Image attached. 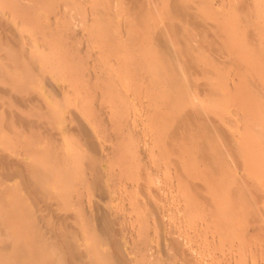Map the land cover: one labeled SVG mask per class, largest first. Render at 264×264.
<instances>
[{
    "label": "rangeland",
    "instance_id": "1",
    "mask_svg": "<svg viewBox=\"0 0 264 264\" xmlns=\"http://www.w3.org/2000/svg\"><path fill=\"white\" fill-rule=\"evenodd\" d=\"M105 1H107V0H105ZM134 1L135 0H133V3L131 2L132 3L131 5L133 6V8H131L130 3L128 2L129 6L127 3H122V4H120V6L117 4L118 7H115L117 5H115L114 7L104 6V9H103V7H97V8H91L89 10V9H86L85 6H83V9H81V7H78L79 9H75V8L67 9L68 11H71L73 9V12L75 13L74 16L72 15L73 18L75 16H77L74 18V20H73V18L69 17V20L73 21V22H71V21L69 22V20L67 19L68 17L65 15V14H67V10L65 8H64L65 10L63 11V13L60 12L59 10L57 13V10H54V9H57L56 7L55 8L51 7V8H49L50 10L48 9V7H43V9L40 7V9L42 11L39 8H36V9L33 8V9H35L34 11H33V9L32 10L29 9V10H27V11H29V12H27V14H26V12L24 13V15H23V13H20L21 14V16H20V14L18 13L17 10H14L11 6L9 7V5L6 2L0 0V21L1 20L4 21V23H2L3 21L0 23H2L3 25L5 23L6 24L8 23V25H6V26L0 25V37H1L0 41H2L4 44V46L2 43L0 45V49H1L0 50V90L2 88V90L0 91V101H1L0 102V106H1L0 107L1 108L0 109V120H1L0 121V149H2L3 152H5V155H7L8 157L10 156L9 159L11 161L14 160V158H19L21 156V158L24 159L27 164L30 163V161L32 162L35 159L33 162H38L39 164L45 163L42 165L47 166L50 163L53 164V161L55 159V155L53 152L54 147L52 146V143H49V142H53V141H51V138L53 140V136H56V135H55V133H51V132H54L57 126H63V125H65L66 122H70V120H72V118H71L72 115L70 116V113H69L68 114L70 116V118H69L67 113L70 110H72L71 114H73V115L76 114L75 119H77L79 117V119L82 122H84V124L88 125V127L90 128V133L92 134V137L94 139V143L96 144V150L93 153L96 157L99 158L98 161L100 163L98 164L99 165L98 169L100 171V175L102 172V175H101L102 185H103L102 188H104V189H102L101 191H99V190L96 191L93 189L92 190L89 189L88 186H85V187L83 186L82 181L79 179L80 178L79 173L81 170L79 168H81V166H82L83 161H81V160H83V157L85 158L84 154H86V153H84V152L87 150L84 151L86 146L81 144L80 140L78 141V138L76 137V139L78 141L77 142L75 140V137H73V135H72L71 137L75 141H73L70 137L69 138L70 142L71 141L74 142L73 144H70V145L75 146L77 149L80 148L78 150L81 152V154H83V157H82V155H80L81 156V157L79 156L81 158V160H80L79 157L77 156L78 159H77L76 164H75L76 168H73L74 171H73L72 175L74 176V174L76 175V173L78 175L74 176L75 178L71 184L72 188L68 187L70 192H68V189H67V194H65V196H63L59 199V201H60L59 203L61 205L64 203L62 205V207L60 206L61 208L60 207L59 208L62 209L63 207H65L66 210L64 208L63 209L66 212H67V209L68 210L70 209L71 212L73 211L72 215H71L70 211L67 212L68 215L70 213V215H69L70 217L74 218V219H72V218L66 219L67 220L66 224H69L68 226H70L68 230L70 231V228H73L71 230V232H74L73 236L76 239L78 236H80L81 239L78 238L79 242L81 243L79 245V247L82 250V252L85 253L83 256L88 258L87 254L89 255L92 252V255L90 254L89 257L92 256L93 259H94V257L95 258L99 257V258H97V260L101 259L100 261H98V263H96L97 261H95L96 260L95 259L93 261V264H115L117 262V261L116 262L113 261V259L110 257V255H109L110 248L108 247L106 241H103L106 244L104 243V246L102 245L101 239H105V238H103V234H101L100 231L98 230L99 227H98L97 215H94L96 213L95 208H97V207H100L106 213L107 219L112 224L114 233L115 234L117 233L116 236L118 237V239L121 240L120 241L121 242V249H122L123 253L125 254V256H127L125 258H126L128 264H201L200 262H202V263L208 262L207 264H210V262H211V264H214L215 262H217V260H218V264H227V263L230 264L231 261L233 264L235 262L237 263L238 261H240V263L238 262L237 264H242V263L243 264H258V263L263 264L264 259L261 260V258H264V231H263L264 228L262 227V229H261V227L260 228L258 227L256 229L255 228L256 226L254 225L256 222L249 223L250 222V221H248L249 218H251L250 220H251V222H253L254 220L252 221V218H254V217H250V215L248 214L249 215L247 218L248 222H245L246 220L245 221L243 220V219H245L244 216L240 215L239 217L243 216L242 217L243 219L242 218H240V220L238 218H237L238 220L235 219V221L239 222V223L236 222L235 224H234L235 221H233V219H231L232 223L235 225V227L233 224L230 223L231 220L228 218V222L230 224H228V222H227V225H229V226H227V229L225 228V229H222L223 231H218V234H217V235H219L218 238L220 239V237H222L221 240H219L218 238H216L215 232H211V230L214 229L212 227V224H210L208 222L206 224L205 229H204V226L201 227L203 224L202 219H204V216H203L204 212H200V207H199L200 205L198 206V204L195 203L196 197L193 195L194 189H191V188L187 189V187L185 186V185H188L190 183H193V184L198 183L199 179H200V172L205 170V168H210L211 166H214L215 163L217 164V161L215 160L216 159L215 156H214L215 159L209 160L212 158L213 152L220 151L226 155L228 154V149H229L228 146L230 144V140L228 138V135H229L228 133H230L231 130L234 128V127H232L233 126L232 119H234L233 116L236 113L235 111L237 110V109L235 110V108H237V107L234 105L232 100H236V98L237 99H240V98L243 99L244 95L246 93H248V90H249L248 89L246 91L247 85L242 83V82H244V79H243L244 76L241 75L239 77L237 74H235L236 69L234 70V65H233V62L235 60H232L233 58L231 59L229 51H227L229 53L228 54L229 56H227V54H225L222 57L219 55L217 56V54L213 55L210 53H207L208 55L203 53L204 54L203 56L199 55L200 53H198V52L200 50H197V48H198V45H197L198 44V39H197L198 34H197V31H195L196 29L192 28V30L195 31V33H192V36L194 39L188 37L185 34V31H186L185 29H187L186 25L184 26V27H186V28H184V30H185L184 31L182 28L184 24H180L181 21L178 22L179 20H177V19L173 20V22L175 20H177V21H175L176 27H177V30H175L176 33L174 32V34H172L171 31H167V32L172 34V35L171 34H168V35H170L169 37L172 40V44L178 48L177 55L180 56V57L178 56L179 58L177 57V59H175V61L177 60L178 63H175V61H174V63L177 64L176 69H175L176 71L174 72L173 69H172L173 70L172 71L170 66H166V65H168V62H166V61H169V60L163 56V53L161 50L162 49L161 45H158L159 44V42H158L159 37L158 36H160L159 34H161V33L165 34V30L169 29V27L171 25L169 22L170 21V14L168 12V9L166 11L165 7H163V6L152 7L150 4L147 5L148 2L146 4H144V2H146L147 0L146 1L140 0L141 3H143L142 4L143 6L141 5L142 6V8H141V6H137L140 4V3L138 4L139 0H137L136 3H134ZM256 2H257V4L254 3L252 5V10H254V11H255V9L259 10L258 13L262 14L261 17H263V18H261V19H263V22H264V15H263L264 14V0H257ZM148 6L151 8H149ZM7 7H8V9H7ZM87 8H89V7H87ZM44 9H46L47 11L46 10L44 11ZM58 9L61 10L62 8H58ZM13 10L15 12V15H14V12H12ZM85 10H89V11L85 12ZM149 10H151V12H149ZM36 11H37V13H36ZM52 11H54V12H52ZM73 12H72V14H73ZM261 12H263V13H261ZM31 13H33V14H31ZM69 13H68V16L70 15ZM85 13H88V14L85 15ZM55 14L59 15V20L61 22H59V20L57 18L58 16ZM25 15H28V16L26 17ZM32 15H34V16L31 17ZM62 15L66 16V18ZM218 15H217L218 16L217 18H222L221 13ZM21 17H22V19H21ZM62 17H63V19H62ZM81 17L83 20L86 19V17H87L88 21H87V19L85 21H83L82 19H80ZM96 17H97V19H96ZM208 17H210V16H208ZM28 18H30V19H28ZM210 18H212V15ZM66 19L68 22H66ZM5 20H6V22H5ZM22 20L24 21L23 23H22ZM26 20H27V22H26ZM29 20H31L32 22ZM62 20H63V22H62ZM218 20H220V19H218ZM223 20L222 21L220 20V21L223 22ZM80 21L85 23L84 26ZM126 21H128V22L126 23ZM224 21H226V20H224ZM30 23H32V24H30ZM224 23H227V21ZM224 23H222V24L220 23V24L223 26ZM33 24L37 25V26L35 27ZM68 24H69V26H68ZM62 25H63V27H62ZM71 25L74 27L73 31L77 28V30L79 31V33L77 31L78 35L76 34V32H73V31L71 32V30H72ZM227 25H229V21H228ZM76 26H83V27L86 26V27L84 29L82 27L80 28V27H76ZM127 26H128V28H127ZM164 26L165 27L167 26V29H163ZM6 27L9 29L7 30ZM67 27L69 29L71 27V29L69 30ZM151 27L154 28L155 30L152 29ZM54 28H56V29H54ZM66 28L68 30H67V32L66 31L64 32V29L66 30ZM107 28H108V30H107ZM157 28H158V30H156ZM159 28L161 29V31H159ZM239 28L241 30H239ZM239 28H238V30L235 29V31H232L230 33L232 41L230 40V36H228L229 40H228V38H227V40L222 39L223 43H222V40H220L219 43L225 44L227 42V44H228L227 47H229L230 45H232V47H231L232 49H233V47H235L237 49L239 47L240 49H238V50L243 49L244 51L243 50L242 51L244 53L249 50V54H251V55H249L248 53H245V54H247V55L244 54L245 56H243V57H245V58L248 57V59L249 58L251 59V58L259 56V55H262L264 58V38H263L264 32H263V37H262L263 42L261 41L263 44L261 42H256V41L254 44H252L253 38L249 37V39L248 38L246 39L245 36L240 33L242 31H244L243 26H241ZM62 29H63V31H61ZM86 29H89V30H86ZM19 30L22 32H20ZM46 30H48V31H46ZM100 30L105 31V32L102 31L103 35L101 32H98ZM149 30H153V31H149ZM18 31L20 33H18ZM59 31H61L62 33L64 32L63 36L60 35V33H58ZM80 31L82 32V34L83 33H85V34L89 33V34H87V39H85V37H86L85 34H84L85 37H83V35L80 34L81 33ZM181 31H182V33H181ZM236 31L238 34L236 33ZM238 31H240V32H238ZM33 32H34V34H33ZM44 32H45V35H43ZM8 33L10 34L11 37L13 36L12 39H14V40H11V37L9 36ZM14 33H15V35H14ZM16 33H18V35ZM21 33H23L24 37L21 36ZM52 33L55 35V36L53 35V37H51L53 39L48 37V35L52 34ZM66 33H67V35H66ZM69 33L73 34V35H70ZM93 33H94V35H93ZM58 34H59V37H58ZM68 34H69V37H71V38H69V37L67 38ZM79 34L82 36H80ZM97 34H101L102 36H98ZM240 34H241L242 38L244 36V38L246 40L244 38L242 39ZM1 35L3 36V38L4 37L6 38L8 36L9 38H6V40L8 39L10 41H8V40L6 41L5 38L2 39ZM19 35H20V37H19ZM156 35H158V36H156ZM175 35H177V36L174 38ZM185 35L188 37V39ZM232 35H233V37H232ZM235 35H236V37L239 36L238 39L237 38L233 39L235 37ZM15 36H18L19 38H21V40H19V38L15 37ZM60 36H62V37H60ZM72 36L73 37L75 36V37L73 38ZM64 37H66L67 39H70V40L73 38L71 40L72 42H69V40L66 39L65 40V42L67 43V45H66V43L64 42ZM76 37L81 38V39H85V40H81V39L78 40V38H76ZM15 38H16V40H15ZM54 38L55 39L58 38V39L55 40ZM59 38L60 39L62 38L61 42H59V40H60ZM172 38H174V39H172ZM250 38H251V40H250ZM48 39H51V40H49L50 42L53 41L52 45H50L51 43L49 41H48L49 43L46 42V40H48ZM3 40H5V41H3ZM26 40H28V41H26ZM100 40L103 43L100 42ZM235 40L236 41L239 40V42H236ZM242 40H244V41H242ZM13 41L17 44L14 47H11V46H13L12 45L14 43ZM24 41H25V43H24ZM56 41H57V44L54 46H56V47L59 46V47L54 48L52 46L54 43H56ZM246 41L249 42L250 44H252L253 47L250 48L251 45L249 43L246 44ZM22 42L24 44H27V45L22 44ZM58 42L60 45L58 44ZM75 42L77 44H74ZM196 42H197V44H196ZM5 43L7 45H5ZM19 43H20V47L18 46ZM63 43L66 45L65 46L67 48V49L65 48L66 50L63 49V47H64ZM177 43H178V45H177ZM33 44H35L34 45L35 49H34V47H32ZM234 44H236V45H234ZM70 45H72V46L70 47ZM97 45H99V46L97 47ZM246 45L247 46L249 45L248 46L249 49L246 48L247 47ZM254 45L256 47L255 50H254V48H255ZM23 46L24 47L26 46L25 48H27V49L24 48V50H23ZM190 46H191V48H190ZM16 47L18 48L17 52H19V53H18V56L15 55V57H14L13 52L16 49ZM49 47L54 49V51L52 49H50ZM244 47H245L246 51H245ZM5 48H6V50H5ZM40 48H41V50H39ZM58 48H59V50H57ZM188 48H190L191 50ZM259 48H262V49H259ZM198 49H200V48H198ZM228 49H230V47ZM250 49H252V50H250ZM3 50H5V51H3ZM19 50H21V52L23 53V55L25 57L22 55V53H20ZM141 50H143V51H141ZM182 50L184 53L182 52ZM1 51H3V52H1ZM230 51H231V49H230ZM254 51H255V53H254ZM58 52H60V53H58ZM179 52H180V54H179ZM250 52H252V53H250ZM256 52H258L259 55H258V53L256 54ZM40 53L43 55H41ZM53 53H55L53 55V57H54L53 59H55V56H58V58L56 57L57 59H55V60H57V61L59 60V62L51 60L52 57L50 59L52 62H50L49 58H50V55H52ZM68 53H69V55H68ZM188 53L190 54V56H188ZM19 54H21V56H19ZM31 54H33V55H31ZM66 54L68 55V57L65 56ZM201 54H202V52H201ZM231 54H232V52H231ZM47 55L49 57L48 59L46 58ZM185 55L188 58H186ZM191 55L192 56L194 55L193 58ZM209 55H211V56H209ZM212 55L214 57H212ZM10 56H12V57H10ZM61 56H62V58L59 59ZM198 56L199 57L202 56V57L199 58ZM205 56H207V57L205 58ZM1 57H3L4 59ZM16 57H20V58H16ZM140 57H141V59H140ZM182 57L183 58L185 57V59H183ZM203 57H204V59H203ZM208 57H209V59H208ZM215 57H217L218 59H216ZM219 57L223 58V63ZM229 57H230V59H229ZM8 58L9 59L11 58V59L7 60ZM65 58H66L65 62L68 65L64 62ZM189 58L192 59L193 63H192V61L189 60ZM212 58H215V59H212ZM13 59H15V60L17 59V62L14 61ZM25 59H26L25 63L27 62L26 64L23 62ZM62 59H63V61H61ZM131 59H135V61H137L136 62L137 64L139 63L138 60L143 61L142 63L144 66L140 67L141 71H140V69H138V67L135 66V65H137L135 63V61L133 60V62H132ZM143 59H147V60H143ZM224 59H226V60L224 61ZM238 59H240V58H238ZM27 60H29V61H27ZM186 60L189 63H192L193 65L196 64L195 67L193 69H190L191 68L190 65H192V64H188V62ZM240 60H242V59H240ZM74 61H76V62H74ZM77 61H78V64H77ZM10 62H11V64H10ZM36 62H38V63H36ZM54 62H56V64ZM182 62L186 63V64H183ZM213 62L214 63L216 62V64L214 65ZM231 62H232V64H231ZM20 63H22V64L24 63L25 65L22 67L21 66L22 64H20ZM58 63L60 64V66ZM64 63L67 66H65ZM129 63H133V66L136 67L137 69L133 68L132 64H129ZM241 63H243V62H241ZM9 64L11 66H9ZM39 64H40V66H39ZM127 64H129L130 67ZM179 64H182L183 66L180 67ZM211 64H212V66H210ZM3 65H5V67H6L5 69H4ZM71 65L73 66L72 71H71ZM145 65H146V67H145ZM169 65H170V63H169ZM1 66L3 68H1ZM29 66H31V68ZM74 66H76V67L74 68ZM213 66L216 69H218L217 67H219V69H218L219 71L216 70L217 71L216 72L215 68ZM15 67H17V68H15ZM45 67H47V69ZM154 67H155V69H153ZM231 67H233L234 72H232L233 70ZM130 68H132L131 71H129ZM145 68H148V70ZM2 69H4L3 70L4 72H2ZM25 70H26V72H25ZM54 70L56 71V73H54L55 72ZM62 70H63V72L65 70V72L63 73ZM136 70H138V71H136ZM209 70L213 73L207 72ZM67 71L69 74L67 73ZM51 72L54 73L55 75L52 74ZM71 72H73V73L75 72V75H73V73H71ZM173 72H174V74H173ZM24 74L25 75L27 74V75L24 77ZM21 76H23L25 79H23V77H21ZM54 76H56V77H54ZM39 77H40V79H39ZM42 77L44 78V80ZM6 78H7L8 82H7ZM16 78L18 80L21 79L19 81V83L22 81L23 84H21V85L19 84L16 86V84H17L15 81ZM56 78H57V80H55ZM239 78H241V79H239ZM4 79H5V82H3ZM10 79H12V82H10L11 81ZM31 79H32V81H30ZM67 79H68V82H66ZM74 79H76V82L73 81ZM50 81H52V82L49 83ZM70 81L71 82L73 81L72 83H74V84L69 83ZM81 81H83V82H81ZM45 82H47L46 83L47 85L45 84ZM80 82H81V84H80ZM82 83H83V85H86L83 88L81 87ZM166 83H167V85H166ZM228 83H229V85H228ZM7 84L9 87L7 86ZM9 84L13 85V87L10 86ZM33 84H35V85H33ZM39 84H40V86H39ZM241 84H242V86H241ZM31 85H33V86H31ZM76 85H77V87L79 86V89L77 87L73 88V86H76ZM162 85L164 86V88ZM36 86H37V89L39 90V92H38V90H36ZM27 88H29L30 90ZM87 88L89 91H87ZM112 88H113V90H112ZM240 88H242V89L239 90ZM22 89H23V91H22ZM74 89H76L77 91L79 90L78 91L79 93L75 92ZM80 89L83 91H81ZM235 89H237V90H235ZM27 90H28V92H27ZM69 90H71V91H69ZM99 90L100 91L102 90V91L100 92ZM147 90H149V91H147ZM234 91H236L237 93ZM185 92H187V93H185ZM38 93H39V95L41 93V97L37 96ZM234 93H236V95L233 96L234 97V99H233L232 94H234ZM19 94H21V95H19ZM70 94H72V95H70ZM78 94H79V96H77ZM80 94H82L85 97L81 98L82 95L80 96ZM104 94H105V96H104ZM108 94L110 95V97H108L109 96ZM111 95H112V97H111ZM3 96H5L7 98H5ZM18 96L21 98H23L24 96H26V97L22 100V99L18 98ZM28 96H29V98H28ZM75 96H77V97H75ZM246 96H247V94L245 95V97ZM55 97L59 98V99L61 98L62 101H60L59 99L58 100L55 99ZM65 97H66V99H65ZM79 98H80V100H82V99L83 100L80 101ZM2 99H3V101H2ZM64 99H65V101H64ZM69 99H71L72 101ZM85 100H86V105H84ZM112 100H113V102H112ZM17 101H18V103H17ZM57 101H59V102H57ZM26 102H28L29 104H27ZM66 103H68V104H66ZM167 103H168V105H167ZM177 103H180V104L177 105ZM232 103H233V105H232ZM82 105L84 106V108ZM18 107H20V110H21L20 112H19V109H17ZM25 107L29 108V109H27L28 111L24 110V109H26ZM35 107H37L38 109L37 108L34 109ZM54 108L57 110H54ZM97 108H98V110H97ZM87 109H88V111H87ZM94 110H95V112H94ZM185 110L197 111V112H195L197 115H200V116L202 115V117L204 119H208L209 121L212 120V122L219 125L218 127L221 129L220 130L221 135H222V137H224L223 141L219 138V136L217 137V135L215 136V134L212 133V137H216V138H214V140L216 139L215 140V149L213 152H212V150H209L212 153L210 152L207 154V155H209V157L206 156V154H205L204 155L205 159H204L203 155L201 153H199L200 148L197 145H195L194 147H196V149L198 147L197 150H199V151H197L193 147V145L195 144V142H197V140H198V143L201 140L199 144H201V142L206 141V140H204L206 137H204L203 140L202 139L199 140V138L201 137L200 133H203L199 126L198 127L200 128L201 131L197 130L199 128L196 127L197 123H198V125H200L199 120L195 121L196 118L193 119L194 123L193 122L192 123L195 124L196 126L193 125L192 123H191L192 127L189 125L187 126V124L184 125L185 123H181V124H183L186 127H183V125H182V128H181V124H180V126H178L180 123L178 113L180 111H185ZM5 111H6V113H5ZM23 111H25V113ZM38 111H39V113H38ZM14 112L17 113L15 115V116L18 115L17 117H19L20 113L21 114L23 113L22 115H24L23 118L25 117V119L27 118V116L33 120H35L34 118H37V119L39 118L41 120V124L34 125V126H32V125L31 126H29V125L23 126L19 122H17L18 121L17 119H15ZM86 112H87V114H85ZM26 113H27V115H26ZM80 113H82V114L84 113L83 116H86V117L84 118L82 116V114H80ZM55 115H56V117H55ZM163 118H166V119H163ZM200 118L198 117V119H200ZM29 119H26V120H29ZM39 119H38V121H39ZM161 119H163V121ZM164 120H167V121L165 122ZM12 122H14V123H12ZM42 122H44L45 124ZM60 122H62V123L60 124ZM160 122H162V123H160ZM167 122H170V123H167ZM14 126L16 129H14ZM19 126L21 127V131L23 129L22 132H24L21 135H20L21 131L19 130V128H20ZM194 126L197 129L193 128ZM188 127L189 128L191 127V128L189 129ZM212 128L213 127H210V129H212ZM240 128L241 127H239V131L245 132L247 130L246 127H242L241 129ZM258 128H259V126L256 125L254 127V129H255L254 132H257ZM30 129H31V131H29ZM42 129L44 131H42ZM154 129L157 132L154 131ZM187 129L191 131V132L190 131H188V132H190L191 134L193 133V137L195 135H196V137L198 135L199 136L197 138L194 137V139L192 138L194 140L193 141L191 139V137L188 138V136H191V134L187 132ZM191 129L192 130L195 129L194 132ZM16 130H19L18 134L20 136L16 134L17 133ZM196 130L198 133H196ZM34 131H35V133H34ZM37 132H38L39 136H38V134H36ZM39 132L40 133L42 132V133L40 134ZM181 132H183V133H181ZM210 132H211V130H210ZM214 132L216 133L215 130H214ZM5 133L7 135H5ZM155 133H156V135H155ZM172 133H174V134H172ZM194 133H196V134H194ZM35 134H36V136H35ZM51 134L52 135L54 134V135L51 137L50 136ZM10 135L14 138H12ZM22 135H24V137H21ZM25 135H27V136H25ZM17 136H19V137L17 138ZM47 136L49 137V139ZM35 137H37L39 139L36 138L35 141L32 140V139H35ZM40 138H41V141L39 142ZM218 138L220 139V141ZM47 139L49 142H47ZM189 139H191L192 144L189 141ZM227 139L229 140V142ZM37 140H38V142H36ZM188 141L190 142L191 145L188 143ZM44 142H45V144H44ZM66 142H67V144H66ZM66 142L64 143L65 149L67 147L69 148L68 140ZM76 143H78V144H76ZM21 144H22V147L20 146ZM10 145H13L12 147H14L15 149L10 147ZM50 145L53 148H48V147H50ZM66 145H67V147H66ZM76 145H80V146L82 145V147H84V148L82 149V147H80V146L77 147ZM187 145H188L189 149H188ZM236 145L240 146L241 152H243L244 154H248L250 156H252L256 153H259V154L263 153L264 154V146H259L257 141L242 140V141H237ZM68 148H67V152H69L71 150ZM29 149H31V150H29ZM38 149H41L40 151H44L43 153L45 155H43V153L40 152ZM26 150H28L27 152L28 153L30 152L29 154H31V155L27 154ZM33 150L38 151V153L35 154V151L33 152ZM49 151H51V152H49ZM189 151H190V153H189ZM48 152H49V154H47ZM191 152H192V154H191ZM40 154H42V156H40ZM27 155H29V156H27ZM38 155H39V157H38ZM197 155H199V156H197ZM210 155H211V157H210ZM35 156L37 158H39L40 160L37 161V158H34ZM51 156H52V159H51ZM30 158H31V160H30ZM226 158H228V156ZM47 159H48V161H47ZM213 161H214V163H213ZM228 163L229 162L222 163V164H224L223 166L225 169L224 170L225 173H227L226 170H229V168H227V166L225 165V164L228 165ZM77 164H78L79 168L77 167ZM79 164H81V165H79ZM12 165H13L12 169L15 166H17V164H15V165L12 164ZM229 166H230V164H229ZM9 168H7V169H9ZM1 169L5 170V167H4V169H3V167ZM256 170L258 173L261 171H262V174L264 173V168L259 167V170L258 169H256ZM253 173L254 174H252V177L254 179L256 176H253V175L258 176V174L255 171ZM262 174H261V176L259 175V178L256 177V179H258L257 182L258 181L260 183L262 181L264 182V180H261V179H263L262 176L264 175V174L263 175ZM0 175H1V172H0ZM2 175H3V173H2ZM228 175L229 174H227L226 176H228ZM14 176H16V175H14ZM14 176L9 177V178H5V177L2 178V176L0 177L1 178L0 183L3 182V184L2 183L1 184H2V187H4V190L2 187H0L3 190V191H1V194L5 190H7L6 192H8V194L7 193L4 194L5 196L2 194L3 195L2 199H4V200L2 201L0 199V202L5 201V203H6V200H8V202L6 203L7 206H9V205L11 207L13 206L12 208L11 207L5 208L6 205L0 203V208L2 207V209H0V210L3 211V209L8 210L10 208L12 210L14 208V204L17 205L14 209L16 211L18 210V212H16L17 215L15 214V218H13V220L15 219L16 220L15 222L20 220V221H18V223L19 222L23 223L22 221L23 220L25 221V219H23V218L26 215H29L28 212H30V214H31L33 211L31 209L32 206L30 205L31 204L30 200H28V199L25 200V197L26 198H28V197L26 196L25 192H23L24 189L21 188L20 182L18 181L19 178L17 176H16L17 178ZM89 176L90 175H88V179H90ZM102 176H104V177L102 178ZM228 177H226V178H228ZM11 179H13V181ZM254 181L256 182L255 179H254ZM263 182H262V184H263ZM7 183L10 184V186L7 185ZM11 183L15 184L14 185L15 189L12 188L13 185ZM17 183H19V184H17ZM257 184H255L257 187L259 185H260L259 187H263L262 184H258V185ZM73 185H75V186H73ZM9 187H11V188L9 189ZM50 187L51 186H49V188ZM185 187H186L185 190H187V192L184 190ZM259 187L257 188L258 191L259 190L262 191L263 188L259 189ZM20 188H21V190H20ZM18 189L20 190V192ZM52 189H53V187H51V190ZM9 190H11L13 192H11ZM15 190L18 194L17 193L15 194ZM100 193H102V195ZM1 194H0V196H1ZM20 194H22V195H20ZM17 195H19V196H17ZM192 195L195 197V199ZM15 196H16V198H18V197L19 198L15 199ZM188 196L190 197L191 201L188 200V202H187V200L185 201L184 199L189 198ZM12 197H14V198H12ZM13 199H15V200H13ZM259 199H261L260 202L261 201L262 202L259 204V202H258L259 200H256L257 202L255 201V205L257 206V208L260 209V211L263 208L262 209L263 211H261V212L259 211V213L263 212L262 214L264 215V207H263L264 206L263 205V203H264L263 199L264 198L262 199L259 196ZM26 201L28 203H26ZM11 203H12V205H11ZM189 204L192 206H189ZM19 205L22 206L23 208L20 207ZM24 205H29L28 208L30 210L26 211V209H24ZM67 205H68V208H67ZM260 205L262 206L261 208L259 207ZM18 206H19V208H21L23 210L24 213L27 212L26 214H24L25 216L23 215L22 211H19L21 209H17ZM256 206H255V208H256ZM25 207L27 208V206H25ZM188 208H190V210ZM194 208H196V209H194ZM255 208H253L251 210L258 212L259 209L256 210ZM7 210H5L4 213ZM64 210H62V212H65ZM2 211H0V212H2ZM188 211H190V212H188ZM253 212H251V213L253 214ZM200 213H203L202 216ZM74 215H75V217H74ZM199 215L201 218H199ZM197 217L199 219H197ZM75 218H77L76 220L78 221V224L76 223L77 221H74ZM207 218H209V217H207ZM241 219L243 220V222H245L247 224L249 223L250 225L248 224V226H247L245 223L243 224V222H241L242 221ZM68 220H70V221H68ZM198 220H199V222H198ZM199 223H202L201 226H199L200 225ZM252 225L255 227H253ZM238 226L241 228L243 227L242 229H240L241 231L238 229ZM97 227H98V229H97ZM230 229H233V230H230ZM254 229H256V230H254ZM198 230H200V231L198 232ZM214 230H212V231H214ZM224 230H225V232H224ZM79 231H81V232H79ZM203 231L205 232V234H203V235L201 234L199 236V234L201 232L203 233ZM2 232H4L3 229H2ZM75 232H76V234H75ZM85 232L86 233L88 232L87 233L88 237L86 236ZM97 232H98L99 237L96 234ZM230 232H232V234H230ZM235 232L237 233V237L235 236L236 235ZM252 232H253V234H252ZM208 233L212 234V235H208ZM241 233H244V234H242L243 236L240 235ZM8 234H9V232H8ZM91 234H93V236ZM225 234H228V236L227 235L224 236ZM250 234H252V235H250ZM260 234H261V236L262 235L263 236L259 237ZM100 235L102 238L100 237ZM238 235L241 237H239ZM244 235H246V236H244ZM248 235H250V236H248ZM201 236H202V238H199ZM252 236H253V238H252ZM255 236H257V239L254 238ZM203 237H204V239H203ZM245 237H248V238L246 239ZM215 238H216V240H215ZM230 238L233 241L230 240ZM235 238H236V240H235ZM241 238H242V240H241ZM209 239L212 242L209 241ZM223 239H226V240L222 245ZM254 239H255V241H254ZM214 240L217 242H215ZM228 240H230V241H228ZM218 241H220V242H218ZM241 241H245L243 243V246H245V247L242 246ZM201 242L202 243L204 242L203 243L204 247H207V248H204L202 246L203 244L201 245V247H202L201 248L200 247ZM249 242L252 244L250 245ZM82 243H83V245H82ZM211 243L213 244L214 247L212 246ZM214 243H215V245H214ZM253 243H255V245ZM216 244H219V245H216ZM231 244H233V245L231 246ZM57 245H58V243H57ZM59 245L62 247V245L60 243H59ZM88 245L92 246V247L89 248ZM221 245H222V247L224 245H226L225 247H227L229 249H226L225 247H223L220 250ZM60 246H58V247H60ZM239 247H240V249H239ZM100 248H101V250H100ZM215 248H217V249H215ZM244 248H245V250H244ZM218 249H219V251H218ZM234 249L236 251H234ZM259 249H260V251H259ZM203 250H205V253H203ZM210 250H212V252L214 251L213 254L211 252V254L213 256L209 253ZM222 250H223V252H222ZM224 250H227V251H224ZM228 250L229 251L231 250L230 253H227ZM254 251H255V253H254ZM93 252H95V253H93ZM100 253H104V258L100 257V255H99ZM219 253L220 254L223 253V256H222V254L220 255ZM242 253H244L245 255H243ZM249 253H250V255H249ZM237 254L238 255L241 254V255L238 256ZM257 254H260V256ZM208 255H211V256H208ZM214 256H216V257H214ZM243 256H246V257L244 258ZM251 256H254L255 258L251 257ZM85 257L83 259H85ZM206 257H209L210 259L209 258L204 259ZM213 257L215 258V260L213 259ZM232 257H234V258H232ZM36 258H35V260H36ZM200 258H202V259L200 260ZM235 258H239V259L236 260ZM223 259H225V260H223ZM244 259H246V260H244ZM255 259L257 260L256 262H255ZM210 260H212V261H210ZM241 260H242V262H241ZM233 261H235V262H233ZM33 264H39V263H33ZM83 264H92V262H90V263L86 262ZM215 264H217V263H215Z\"/></svg>",
    "mask_w": 264,
    "mask_h": 264
},
{
    "label": "bare ground",
    "instance_id": "2",
    "mask_svg": "<svg viewBox=\"0 0 264 264\" xmlns=\"http://www.w3.org/2000/svg\"><path fill=\"white\" fill-rule=\"evenodd\" d=\"M2 1H4V2H6L7 0H2ZM136 1L137 0H135L134 1V3H136ZM142 1V0H141ZM141 1L139 0V2H138V4L139 5H137V6H141L143 3H141ZM146 1V0H145ZM257 0H147L146 2H144V4H146L147 2V5H151L152 7H159V6H163V7H165V9H166V11H167V9H168V12H169V14H170V27H169V29H167V26L165 27L164 26V28L163 29H167V30H165V34L164 33H161V34H159L160 36H158V35H156V36H158L159 38H158V42H159V44L158 45H161V50H162V53H163V56L165 57V58H167L169 61H166V62H168V65H166V66H170V68H171V70L173 69L174 70V72L176 71L175 69H176V65L177 64H175V63H178L177 62V60L175 61V59H177V57L179 56V55H177V52H178V48L177 47H175V45H173L172 44V40H171V38L169 37L170 35H168V34H171V33H169V32H167V31H171L172 32V34H174V32L176 33V31L175 30H177V27H176V23H175V21H177V20H179L178 22H180L181 21V23L180 24H184L183 25V30H184V28H186L187 27V29H185L184 31H185V34L188 36V37H190V38H193V36H192V33H195V31H197V34H198V44H197V42H196V44L198 45V48H200V49H198L197 48V50H200L198 53H200L199 55H204V54H206V55H208L207 53H210V54H213V55H216L217 54V56L219 55V56H223V55H225V54H227V56H229L228 54L230 53V56H231V59L232 60H235L234 62H233V65H234V70L236 71V73L235 74H237L239 77L241 76V75H243L244 76V82H242V83H244L245 85H247L246 86V91L248 90V93H246L247 94V96L245 97V95H244V97H243V99H237L236 98V100H232L233 101V103H234V105L237 107V108H235V114H234V119H232V122H233V126L232 127H234L232 130H231V132L230 133H228L227 135H228V138H229V140H230V144H229V149H228V154L226 155V154H224V153H222V152H220V151H218L217 149V151L218 152H213L214 151V149H215V140H214V138H216V137H212V133L213 134H215V136L217 135V137L219 136V138L223 141V138L224 137H222V135H221V132H220V128L218 127L219 125H217V124H215V123H213L212 122V120L211 121H209L208 119H204L203 117H202V115L200 116V115H197L195 112H197V111H190V110H185V111H180L179 113H178V115H179V125L178 126H180V124L181 123H185L184 125H186L187 124V126L189 125V126H191L194 122V118H196L195 119V121L196 120H199V124L200 125H198V123H197V126L195 125V124H193V125H195L196 127H200L201 128V130H202V132L203 133H200L201 134V137L199 138V140L200 139H202L203 140V138L204 137H206L204 140H206L205 142H201V144H199L200 143V141H199V143H198V140H197V142H195V144L193 145V147L195 146V145H197L200 149V152L199 153H201L202 155H203V157H204V155L206 154V156H208L209 157V155H207L208 153H210L211 151H209V150H212V152H213V156H212V158L211 159H209V160H212V159H215V157H216V161H217V164L215 163V165L214 166H211L210 168H205V170H203L202 172H200V179H199V182L198 183H190V184H188V185H185L186 187H187V189L188 188H191V189H194V196L196 197V201L194 200L195 199V197H194V201H195V203L196 204H198V206L200 207V212H204V219H202L203 220V224L202 223H199L200 225L199 226H201V224H202V226L201 227H203L204 226V229L206 228V224L209 222L210 224H212V227L215 229H212V230H214V231H212L211 230V232H215V236H216V238H218V236L219 235H217L218 234V231H223L222 229H227V226H229V225H227V222H228V218L231 220V219H233V221H235V219H239L240 220V218H242L243 216H244V218L245 219H243L245 222H248V221H250L249 223H254V222H256L254 225L256 226H253V227H255L256 229L259 227H261V229H262V227L264 228V215L262 214V213H259V211H260V209L259 208H257V206L255 205V201L256 200H259L258 202H259V204L262 202H260V200L261 199H259V196L263 199L264 198V182H263V184H262V182L260 183L259 181V183L257 182V180L258 179H256V177H258L259 178V175L261 176V174H262V171L261 172H257V170L256 169H258L259 170V167L260 168H264V154L262 153V154H259V153H256V154H254V155H252V156H250V155H248V154H244L243 152H241L240 151V146L239 145H236V142L237 141H242V140H245V141H257V143H258V145L259 146H264V58H263V56L262 55H259V53L258 52H256V54L258 53V55L259 56H256V57H253V58H249L248 59V57L247 58H245V57H243V56H245V55H247V54H245V53H248L249 54V50L248 51H246V49H245V47H244V49H245V53L242 51V50H238V49H240L239 47H238V49L237 48H235V47H233V49L231 48L232 47V45H230L229 47H230V49H231V51H230V49H228L229 47H227V42L225 43V44H220L219 43V41L220 40H222V39H226L227 40V38H228V36H230L231 34V32L232 31H235V29L236 30H238V28L239 27H241V26H243V28H244V31H242V32H240V31H238V32H240L242 35H244L245 36V38L247 39H249V37H252L253 39V41H252V44H254L255 43V41L256 42H261L262 41V39L264 38L263 37V32H264V22H263V19H261V18H263V17H261L262 16V14H259L258 13V11L259 10H256L255 9V11L254 10H252V5L255 3V4H257V2H256ZM128 2L130 3V5L133 3V0H107V1H105V0H8L6 3L9 5V7L11 6L14 10H17L18 11V13L20 14V13H23V15H24V13L26 12V14H27V12H29V11H27V10H29V9H33V8H39L40 9V7L43 9V7H48V9L49 8H57V9H54V10H57V13H58V10L60 11V12H62L63 13V11L66 9H71V8H75V9H79L78 7H81V9H83V6H85L86 7V9H91V8H97V7H103V9H104V6H108V7H114L115 5H119L120 6V4H122V3H127L128 4ZM132 2V3H131ZM7 5V6H8ZM118 5L117 6H115V7H118ZM135 5V4H134ZM125 6V5H124ZM128 6H129V4H128ZM136 6V7H137ZM143 6V5H142ZM142 6H141V8H142ZM145 6V5H144ZM87 7H89V8H87ZM149 7V6H148ZM147 7V8H148ZM58 8H62L61 10L60 9H58ZM65 8V9H64ZM131 8H133V6L131 5ZM146 8V7H145ZM149 8H151V7H149ZM7 9H8V7H7ZM35 9H33V11L35 10ZM160 9V8H159ZM10 10V9H9ZM14 10L12 11V12H14ZM41 10V9H40ZM46 9H44V11H45ZM50 10V9H49ZM48 10V11H49ZM89 10H85V12H87V11H89ZM98 10V9H97ZM124 10V9H123ZM137 10V9H136ZM141 10V9H140ZM38 11V10H37ZM37 11H36V13H37ZM42 11V10H41ZM47 11V10H46ZM52 12H54V11H52ZM70 12V13H69ZM72 12H73V9L71 10V11H68L67 10V14H65L68 18V20H69V17H71V18H73V16L75 15V13L73 12V14H72ZM132 12V11H131ZM149 12H151V10H149ZM17 13V12H16ZM50 13V12H49ZM68 13L71 15H69L68 16ZM89 13V12H88ZM88 13H85V15L86 14H88ZM221 13V17L224 19V20H226L227 21V23H228V21H229V25H227V23H224V22H226V21H224L222 18H217L219 15L218 14H220ZM261 13H263V12H261ZM31 14H33V13H31ZM91 14V13H90ZM89 14V15H90ZM14 15H15V12H14ZM55 15H57V14H55ZM73 15V16H72ZM94 15V14H93ZM127 15V14H126ZM154 15V14H153ZM211 15H212V18H210L211 17ZM218 15V16H217ZM264 15V14H263ZM20 16H21V14H20ZM26 17L28 16V15H25ZM34 15H32L31 17H33ZM58 17V20H59V15H57ZM62 16H64V15H62ZM66 16H64L65 18H66ZM88 16V15H87ZM128 16V15H127ZM208 16H210V17H208ZM260 16V17H259ZM75 17H77V16H75ZM74 17V18H75ZM89 17V16H88ZM220 17V16H219ZM11 18V17H10ZM25 18V17H24ZM23 18V19H24ZM70 18V19H71ZM74 18H73V20H74ZM93 18V17H92ZM167 18V17H166ZM2 19V18H1ZM21 19H22V17H21ZM27 19V18H26ZM28 19H30V18H28ZM37 19V18H36ZM61 19V18H60ZM62 19H63V17H62ZM67 19H66V22H68L67 21ZM80 19H82V17L80 18ZM86 19H87V17H86ZM86 19H82L83 21H85ZM96 19H97V17H96ZM101 19V18H100ZM174 19H177V20H175L174 22H173V20ZM218 19H220L221 21L223 20V22H221L220 20H218ZM11 20V19H10ZM32 20V19H31ZM31 20H29V21H31ZM76 20V19H75ZM78 20V19H77ZM93 20V19H92ZM108 20V19H107ZM148 20V19H147ZM3 20H1L0 22H2ZM21 21V20H20ZM50 21V20H49ZM71 20H69V22H70ZM87 21H88V19H87ZM124 21V20H123ZM149 21V20H148ZM159 21V20H158ZM5 22H6V20H5ZM24 21L22 20V23H23ZM26 22H27V20H26ZM32 22V21H31ZM35 22V21H34ZM59 22H61L60 20H59ZM62 22H63V20H62ZM65 22V23H66ZM71 22H73V21H71ZM81 22V21H80ZM91 22V21H90ZM96 22V21H95ZM125 22V21H124ZM128 21H126V23H127ZM152 22V21H151ZM183 22V23H182ZM2 23H4V21L2 22ZM2 23H0V25L2 26L3 24ZM82 24H83V26H84V22H81ZM80 23V24H81ZM94 23V22H93ZM154 23V22H153ZM222 23H224L223 24V26L221 25ZM25 24V23H24ZM30 24H32V23H30ZM35 24V23H34ZM33 24V25H34ZM37 24V23H36ZM67 24V23H66ZM65 24V25H66ZM79 24V23H78ZM88 24V23H87ZM132 24V23H131ZM130 24V25H131ZM5 26L6 25H8V23L6 24H4ZM3 25V26H4ZM17 25V24H16ZM28 25V24H27ZM64 25V24H63ZM63 25H62V27H63ZM76 25V24H75ZM90 25V24H89ZM88 25V26H89ZM94 25V24H93ZM149 25V24H148ZM179 25V24H178ZM186 25V27H184ZM13 26V25H12ZM21 26V25H20ZM35 27L37 26V25H34ZM68 26H69V24H68ZM72 26V25H71ZM83 26H76V27H82V28H84L85 29V27H83ZM87 26V27H88ZM104 26V25H103ZM169 26V25H168ZM56 27V26H55ZM61 27V26H60ZM66 27V26H65ZM179 27V26H178ZM222 27V28H221ZM7 28V27H6ZM34 28V27H33ZM50 28V27H49ZM59 28V27H58ZM68 28V27H67ZM66 28V30L64 29V32L66 31L67 32V30L69 29H67ZM73 26H72V30H71V32L73 31ZM94 28V27H93ZM96 28V27H95ZM127 28H128V26H127ZM152 28V27H151ZM150 28V29H151ZM192 28L193 29H196L195 31H193L192 30ZM9 28H7V30H8ZM11 29V28H10ZM28 29V28H27ZM54 29H56V28H54ZM53 29V30H54ZM70 29H71V27H70ZM69 29V30H70ZM152 29H154V28H152ZM180 29V28H179ZM31 30V29H30ZM42 30V29H41ZM49 30V29H48ZM48 30H46V31H48ZM86 30H89V29H86ZM85 30V31H86ZM94 30V29H93ZM99 30V29H98ZM107 30H108V28H107ZM155 30V29H154ZM156 30H158V28L156 29ZM239 30H241L240 28H239ZM14 31V30H13ZM20 31V30H19ZM18 31V33H20V32H22V31H20L19 32ZM29 31V30H28ZM61 31H63V29L61 30ZM61 31H59L58 33H60V35H62L63 36V33L61 32ZM77 28L73 31V32H76V34H77ZM95 31V30H94ZM97 31V30H96ZM105 32L104 30H100V31H98V32H101L102 33V35H103V32ZM149 31H153V30H149ZM159 31H161V29L159 28ZM15 32V31H14ZM56 32V31H55ZM69 32V31H68ZM81 32V31H80ZM88 32V31H87ZM86 32V33H87ZM92 32V31H91ZM179 32V31H178ZM10 33V32H9ZM8 33V34H9ZM18 33H16L17 35H18ZM42 33V32H41ZM51 33V32H50ZM54 33V32H53ZM49 34L48 35V37H53V35L55 34ZM78 33H79V31H78ZM149 33V32H148ZM147 33V34H148ZM181 33H182V31H181ZM236 33H237V31H236ZM7 34V35H8ZM13 34V33H12ZM11 34V35H12ZM33 34H34V32H33ZM70 34V33H69ZM69 34H68V36H67V38L69 37ZM80 34H82V32L80 33ZM79 34V35H80ZM84 34L85 33H83L82 35H83V37H85L84 36ZM87 34H89V33H87ZM87 34H85L86 35V37H85V39H87ZM106 34V33H105ZM123 34V33H122ZM150 34V33H149ZM148 34V35H149ZM171 34V35H172ZM196 34V35H197ZM238 34V33H237ZM241 34H240V36H241ZM3 35V34H2ZM1 35V36H2ZM6 35V36H7ZM14 35H15V33H14ZM25 35V34H24ZM43 35H45V32H44V34ZM52 35V36H51ZM56 35V34H55ZM54 35V36H55ZM66 35H67V33H66ZM70 35H73V34H70ZM78 35V34H77ZM82 35H80V36H82ZM93 35H94V33H93ZM98 36H102L101 34H97ZM108 35V34H107ZM111 35V34H110ZM145 35V34H144ZM184 35V34H183ZM185 35V36H186ZM195 35V34H194ZM234 35V34H233ZM233 35H232V37H233ZM9 36H10V34H9ZM21 36L22 37H24L23 36V33H21ZM57 36V35H56ZM62 36H60V37H62ZM177 35H175L174 36V38L176 37ZM186 36V37H187ZM192 36V37H191ZM244 36H243V38H244ZM11 37V36H10ZM13 37V36H12ZM12 37H11V40H14V39H12ZM15 37H17V38H19L20 37V35H19V37L18 36H15ZM37 37V36H36ZM58 37H59V34H58ZM73 37V36H72ZM75 37V36H74ZM73 37V38H74ZM82 37V38H83ZM89 37V36H88ZM96 37V36H95ZM106 37V36H105ZM188 37H187V39H188ZM238 37L239 36H237L236 37V35H235V37L233 38V39H235V38H237L238 39ZM263 37V38H262ZM1 38V37H0ZM5 38V37H4ZM3 38V36H2V39H4ZM6 38H9L8 36L6 37ZM6 38H5V40H6ZM38 38V37H37ZM66 37H64V42H65V40L67 39ZM69 38H71V37H69ZM72 38V39H73ZM76 38H78V37H76ZM91 38V37H90ZM156 38V37H155ZM174 38H172V39H174ZM196 38V37H195ZM241 38H242V36H241ZM242 38V39H243ZM244 38V39H245ZM1 39V40H2ZM47 39V38H46ZM51 39H53V38H51ZM51 39H48V40H46V42H48L49 40H51ZM55 39V38H54ZM56 39H58V38H56ZM55 39V40H56ZM60 39V38H59ZM71 39V40H72ZM79 39H81V38H78V40ZM85 39H81V40H85ZM194 39V38H193ZM245 39V40H246ZM5 40H3V41H5ZM8 40V39H7ZM6 40V41H7ZM15 40H16V38H15ZM19 40H21V38H19ZM41 40V39H40ZM67 40H69V42H72L70 39H67ZM90 40V39H89ZM97 40V39H96ZM196 40V39H195ZM228 40H229V38H228ZM230 40H231V36H230ZM250 40H251V38H250ZM249 40V41H250ZM8 41H10V40H8ZM18 41V40H17ZM26 41H28V40H26ZM62 41V38L59 40V42H61ZM75 41V40H74ZM232 41V40H231ZM236 41V40H235ZM242 41H244V40H242ZM248 41V40H247ZM246 41V44L247 43H249V42H247ZM12 42V41H11ZM14 42V41H13ZM50 42V41H49ZM48 42V43H49ZM59 42H58V44H59ZM77 42V41H76ZM74 43V44H77V43ZM84 42V41H83ZM89 42V41H88ZM94 42V41H93ZM100 42H102L101 40H100ZM195 42V41H194ZM236 42H239V40L238 41H236ZM235 42V43H236ZM263 42V41H262ZM261 42V43H262ZM1 43L3 44V42L2 41H0V45H1ZM15 43V42H14ZM12 44L13 46H11V47H14L17 43H15V44ZM24 43H25V41H24ZM23 42H22V44H24ZM28 43V42H27ZM45 43V42H44ZM51 44L50 45H52V43H53V41H51L50 42ZM66 43V42H65ZM96 43V42H95ZM94 43V44H95ZM103 43V42H102ZM189 43V42H188ZM192 43V42H191ZM222 43H223V40H222ZM243 43V42H242ZM47 44V43H46ZM57 44V41H56V43H54L53 44V46L52 47H54V48H57V47H59V46H54V45H56ZM64 44V43H63ZM72 44V43H71ZM238 44V43H237ZM241 44V43H240ZM245 44V43H244ZM250 44V43H249ZM252 44H250L251 46H250V48L251 47H253L252 46ZM258 44V43H257ZM263 44V43H262ZM5 45H7L6 43H5ZM24 45H27V44H24ZM34 45L35 44H33V46L32 47H34ZM49 45V44H48ZM60 45V44H59ZM66 45H67V43H66ZM65 44H64V47H63V49L64 50H66L67 48L65 47L66 46ZM177 45H178V43H177ZM181 45V44H180ZM188 45V44H187ZM234 45H236V44H234ZM239 45V44H238ZM243 45V44H242ZM261 45V44H260ZM3 46H4V44H3ZM19 47H20V43H19V45H18ZM17 46V47H18ZM30 46V45H29ZM69 46V45H68ZM72 45H70V47H71ZM94 46V45H93ZM99 45H97V47H98ZM244 46V45H243ZM247 46V45H246ZM249 46V45H248ZM248 46L246 47L247 49H249L248 48ZM257 46V45H256ZM16 47V51L14 50V57H15V55H17L18 56V53L19 52H17L18 50V48ZM26 47V46H25ZM24 46H23V50H24V48H25ZM47 47V46H46ZM74 47V46H73ZM84 47V46H83ZM145 47V46H144ZM254 47H255V45H254ZM7 48V47H6ZM6 48H5V50H6ZM50 49H52L51 47H49ZM66 48V49H65ZM141 48V47H140ZM146 48V47H145ZM190 48H191V46H190ZM190 48H188V49H190ZM4 49V48H3ZM11 49V48H10ZM25 49H27V48H25ZM34 49H35V47H34ZM62 49V50H63ZM70 49V48H69ZM68 49V50H69ZM77 49V48H76ZM147 49V48H146ZM186 49V48H185ZM184 49V50H185ZM256 49V47L254 48V50ZM259 49H262V48H259ZM1 50V49H0ZM5 50H3V51H5ZM22 50V51H23ZM39 50H41V48L39 49ZM45 50V49H44ZM53 51H54V49H52ZM51 50V51H52ZM56 50V49H55ZM57 50H59V48L57 49ZM56 50V51H57ZM61 50V51H62ZM97 50V49H96ZM191 50V49H190ZM250 50H252V49H250ZM3 51H1V52H3ZM20 51V53H22L21 52V50H19ZM29 51V50H28ZM70 51V50H69ZM92 51V50H91ZM141 51H143V50H141ZM150 51V50H149ZM227 51H229V53L227 52ZM259 51V50H258ZM17 52V53H16ZM25 52V51H24ZM50 52V51H49ZM114 52V51H113ZM182 52H183V50H182ZM191 52V51H190ZM193 52V51H192ZM201 52H202V54H201ZM206 52V53H205ZM231 52H232V54H231ZM11 53V52H10ZM33 53V52H32ZM43 53V52H42ZM56 53V52H55ZM55 53H53L52 55H50V58L48 57V55H47V59L49 58V60L51 59V57H52V59L51 60H54V61H57V60H55V59H57L58 58V56H55V59H53L54 57H53V55L55 54ZM58 53H60V52H58ZM184 53V52H183ZM204 53V54H203ZM250 53H252V52H250ZM254 53H255V51H254ZM41 54V53H40ZM179 54H180V52H179ZM182 54V53H181ZM192 54V53H191ZM245 54V55H244ZM10 55V54H9ZM22 55H23V53H22ZM31 55H33V54H31ZM39 55V54H38ZM41 55H43V54H41ZM64 55V54H63ZM68 55H69V53H68ZM68 55L66 54L65 56H67L68 57ZM198 55V54H197ZM212 55V57H214ZM249 55H251V54H249ZM19 56H21V54H19ZM24 56V55H23ZM103 56V55H102ZM143 56V55H142ZM145 56V55H144ZM182 56V55H181ZM184 56V55H183ZM188 56H190V54L188 53ZM192 56V55H191ZM194 56V55H193ZM193 56H192V58H193ZM202 56H200V57H202ZM209 56H211V55H209ZM233 56V57H232ZM262 56V57H261ZM10 57H12V56H10ZM25 57V56H24ZM23 57V58H24ZM42 57V56H41ZM57 57V58H56ZM66 57V58H67ZM78 57V56H77ZM120 57V56H119ZM148 57V56H147ZM180 57V56H179ZM178 57V58H179ZM185 57H186V55H185ZM185 57L183 58V59H185ZM199 57V56H198ZM199 57V58H200ZM207 56H205V58H206ZM226 57V56H225ZM1 58H3V57H1ZM16 58H20V57H16ZM44 58V57H43ZM62 58V56L59 58V59H61ZM64 58V57H63ZM66 58L64 59V62H65V60H66ZM144 58V57H143ZM164 58V59H165ZM186 58H188V57H186ZM216 59H218L217 57H215ZM215 58H212V59H215ZM220 58V57H219ZM238 58H240V59H242V60H240V59H238ZM245 58V59H244ZM4 59V58H3ZM2 59V60H3ZM11 59V58H10ZM9 58L7 59V60H10ZM34 59V58H33ZM32 59V60H33ZM41 59V58H40ZM45 59V58H44ZM140 59H141V57H140ZM203 59H204V57H203ZM208 59H209V57H208ZM211 59V60H212ZM221 59V61H222V63H223V58H220ZM229 59H230V57H229ZM261 59V60H260ZM1 60V61H2ZM14 61H16L17 62V59L15 60V59H13ZM50 60V62H52ZM133 60L135 61V59H131V61L133 62ZM143 60H147V59H143ZM189 60L190 61H192V59H190L189 58ZM201 60V59H200ZM226 59H224V61H225ZM228 60V59H227ZM12 61V60H11ZM25 61H26V59L23 61L24 63H25ZM27 61H29V60H27ZM46 61V60H45ZM61 61H63V59L61 60ZM130 61V62H131ZM139 61V63L137 64L136 62L137 61H135V63L137 64V65H135L136 67H138V69H140V67H143L144 65H143V61L142 60H138ZM174 61H175V63H174ZM181 61V60H180ZM183 61V60H182ZM187 61V60H186ZM185 61V62H186ZM203 61V60H202ZM220 61V62H221ZM231 61V60H230ZM243 62V63H241V62ZM6 62V61H5ZM34 62V61H33ZM57 62H59V60L57 61ZM74 62H76V61H74ZM184 62V61H183ZM182 62V63H183ZM188 62V61H187ZM186 62V63H187ZM14 63V62H13ZM22 64V63H20V64H22L21 66L23 67L25 64ZM36 63H38V62H36ZM55 64H56V62H54ZM62 63V62H61ZM66 63V62H65ZM64 63V65L65 66H67L66 64ZM134 63V64H135ZM147 63V62H146ZM169 63H170V65H169ZM181 63V62H180ZM186 63H183V64H186ZM192 63H193V61H192ZM192 63H189L188 62V64H192ZM202 63V62H201ZM214 63V62H213ZM212 63V64H213ZM228 63V62H227ZM10 64H11V62H10ZM9 64V66H11ZM41 64V63H40ZM40 64H39V66H40ZM49 64V63H48ZM52 64V63H51ZM59 64V63H58ZM71 64V63H70ZM77 64H78V61H77ZM80 64V63H79ZM129 64H132V67L133 68H135V69H137L136 67H134L133 66V63H129ZM129 64H127V65H129ZM187 64V65H188ZM212 64L210 65V66H212ZM216 64V62L214 63V65ZM229 64V63H228ZM231 64H232V62H231ZM230 64V65H231ZM14 65V64H13ZM36 65V64H35ZM34 65V66H35ZM46 65V64H45ZM180 65V67H182L183 65L182 64H179ZM195 65L196 64H192V65H190V69H193L194 67H195ZM222 65V64H221ZM224 65V64H223ZM8 66V65H7ZM8 66V67H9ZM53 66V65H52ZM51 66V67H52ZM59 66H60V64H59ZM79 66V65H78ZM118 66V65H117ZM150 66V65H149ZM148 66V67H149ZM189 66V65H188ZM198 66V65H197ZM219 66V65H218ZM3 67H4V69L6 68L5 67V65H3ZM2 66H1V68H3ZM20 67V66H19ZM30 68H31V66H29ZM44 67V66H43ZM72 65H71V71H72ZM76 66H74V68H75ZM129 67H130V65H129ZM145 67H146V65H145ZM179 67V68H180ZM214 67V66H213ZM212 67V68H213ZM15 68H17V67H15ZM35 68V67H34ZM38 68V67H37ZM46 69H47V67H45ZM151 68V67H150ZM188 68V67H187ZM211 68V67H210ZM215 68V67H214ZM218 69H219V67H217ZM224 68V67H223ZM226 68V67H225ZM232 68V70H233V67H231ZM4 69H2V72H4L3 70ZM13 69V68H12ZM53 69V68H52ZM51 69V70H52ZM60 69V68H59ZM107 69V68H106ZM145 69H147L148 70V68H145ZM153 69H155V67L153 68ZM186 69V68H185ZM218 69H216L215 68V71L216 70H218ZM227 69V68H226ZM240 69V70H239ZM14 70V69H13ZM70 70V69H69ZM129 70V69H128ZM132 70V68H130V70L129 71H131ZM172 70V71H173ZM234 70L232 71V72H234ZM35 71V70H34ZM33 71V72H34ZM44 71V70H43ZM55 71V70H54ZM76 71V70H75ZM136 71H138V70H136ZM135 71V72H136ZM140 71H141V69H140ZM139 71V72H140ZM219 71V70H218ZM230 71V70H229ZM21 72V71H20ZM23 72V71H22ZM25 72H26V70H25ZM38 72V71H37ZM36 72V73H37ZM58 72V71H57ZM62 72H63V70H62ZM64 72H65V70H64ZM63 72V73H64ZM77 72V71H76ZM154 72V71H153ZM174 72H173V74H174ZM191 72V71H190ZM204 72V71H203ZM207 72H211L210 70L209 71H207ZM217 72V71H216ZM40 73V72H39ZM49 73V72H48ZM52 73V72H51ZM54 73H56V71L54 72ZM54 73H52V74H54ZM67 73H68V71H67ZM71 73H73V72H71ZM137 73V72H136ZM206 73V72H205ZM211 73H213V72H211ZM34 74V73H33ZM69 74V73H68ZM94 74V73H93ZM140 74V73H139ZM240 74V75H239ZM27 75V74H26ZM25 74H24V77L26 76ZM32 75V74H31ZM49 75V74H48ZM51 75V74H50ZM55 75V74H54ZM58 75V74H57ZM73 75H75V72L73 73ZM72 75V76H73ZM142 75V74H141ZM140 75V76H141ZM147 75V74H146ZM215 75V74H214ZM39 76V75H38ZM53 76V75H52ZM51 76V77H52ZM64 76V75H63ZM206 76V75H205ZM232 76V75H231ZM21 77H23V76H21ZM20 77V78H21ZM23 77V79H25ZM50 77V76H49ZM48 77V78H49ZM54 77H56V76H54ZM84 77V76H83ZM37 78V77H36ZM43 78V77H42ZM64 78V77H63ZM140 78V77H139ZM17 79V78H16ZM15 79V81H16V86L17 85H21V84H23L22 83V81L19 83V81L21 80V79H17L16 80ZM22 79V80H23ZM39 79H40V77H39ZM83 79V78H82ZM239 79H241V78H239ZM3 80V79H2ZM6 80H7V78H6ZM11 81L10 82H12V79H10ZM43 80H44V78H43ZM42 80V81H43ZM55 80H57V78L55 79ZM24 81V80H23ZM30 81H32V79L30 80ZM37 81V80H36ZM49 81V80H48ZM59 81V80H58ZM73 81H75L76 82V79H74ZM72 81V82H73ZM237 81V80H236ZM2 82V81H1ZM3 82H5V79H4V81ZM2 82V83H3ZM7 82H8V80H7ZM14 82V81H13ZM52 81H50L49 83H51ZM66 82H68V79H67V81ZM71 81L69 82V83H71V84H74V83H72ZM81 82H83V81H81ZM81 82H80V84H81ZM231 82V81H230ZM32 83V82H31ZM40 83V82H39ZM42 83V82H41ZM47 82H45V84H46ZM6 84V83H5ZM12 84V83H11ZM11 84H9L10 86H12L13 87V85H11ZM79 84V85H80ZM90 84V83H89ZM243 84V85H244ZM33 85H35V84H33ZM33 85H31V86H33ZM37 85V84H36ZM47 85V84H46ZM82 85H83V83H82ZM81 85V87L83 88L84 86H86V85H83L82 86ZM97 85V84H96ZM100 85V84H99ZM165 85V84H164ZM166 85H167V83H166ZM165 85V86H166ZM228 85H229V83H228ZM227 85V86H228ZM7 86H8V84H7ZM38 86V85H37ZM37 86H36V90H38L37 89ZM39 86H40V84H39ZM64 86V85H63ZM72 86V85H71ZM70 86V87H71ZM163 86V85H162ZM241 86H242V84H241ZM240 86V87H241ZM9 87V86H8ZM15 87V86H14ZM69 87V88H70ZM75 87H77V85L76 86H73V88H75ZM4 88V87H3ZM21 88V87H20ZM23 88V87H22ZM35 88V87H34ZM72 88V87H71ZM72 88V89H73ZM78 89H79V86L77 87ZM105 88V87H104ZM151 88V87H150ZM159 88V87H158ZM163 88H164V86H163ZM25 89V88H24ZM27 89H29V88H27ZM32 89V88H31ZM242 88H240L239 90H241ZM1 90H2V88H1ZM0 90V91H1ZM30 90V89H29ZM55 90V89H54ZM75 90V92H78L76 89H74ZM81 90V89H80ZM97 90V89H96ZM112 90H113V88H112ZM142 90V89H141ZM168 90V89H167ZM235 90H237V89H235ZM9 91V90H8ZM22 91H23V89H22ZM35 91V90H34ZM53 91V90H52ZM69 91H71V90H69ZM81 91H83V90H81ZM85 91V90H84ZM87 91H89L88 90V88H87ZM86 91V92H87ZM100 91V90H99ZM102 91V90H101ZM100 91V92H101ZM109 91V90H108ZM147 91H149V90H147ZM146 91V92H147ZM212 91V90H211ZM244 91V90H243ZM21 92V91H20ZM27 92H28V90H27ZM26 92V93H27ZM37 92V91H36ZM38 92H39V90H38ZM57 92V91H56ZM74 92V91H73ZM163 92V91H162ZM234 92H236V91H234ZM239 92V91H238ZM23 93V92H22ZM33 93V92H32ZM49 93V92H48ZM70 93V92H69ZM79 93V92H78ZM84 93V92H83ZM91 93V92H90ZM120 93V92H119ZM185 93H187V92H185ZM237 93V92H236ZM236 93H234V94H232V97L234 96V95H236ZM240 93V92H239ZM34 94V93H33ZM19 95H21V94H19ZM23 95V94H22ZM27 95V94H26ZM36 95V94H35ZM70 95H72V94H70ZM82 94H80V96H81ZM109 95V94H108ZM118 95V94H117ZM116 95V96H117ZM148 95V94H147ZM154 95V94H153ZM152 95V96H153ZM6 96V95H5ZM5 96H3V97H5ZM34 96V95H33ZM38 97H41V93H40V95H39V93H38V95H37ZM77 96H79V94L77 95ZM77 96H75V97H77ZM95 96V95H94ZM104 96H105V94H104ZM26 96H24L23 98H21V97H19L18 96V98H20V99H24ZM31 97V96H30ZM57 97V96H56ZM55 97V99H59V98H56ZM72 97V96H71ZM83 97H85V96H83L82 95V97L81 98H83ZM88 97V96H87ZM91 97V96H90ZM108 97H110V95L108 96ZM111 97H112V95H111ZM161 97V96H160ZM5 98H7V97H5ZM4 98V99H5ZM28 98H29V96H28ZM37 98V97H36ZM70 98V97H69ZM120 98V97H119ZM123 98V97H122ZM148 98V97H147ZM150 98V97H149ZM239 98V97H238ZM44 99V98H43ZM65 99H66V97H65ZM65 99H64V101H65ZM73 99V98H72ZM85 99V98H84ZM99 99V98H98ZM233 99H234V97H233ZM28 100V99H27ZM35 100V99H34ZM38 100V99H37ZM54 100V99H53ZM60 101H62L61 100V98L59 99ZM69 100H71V99H69ZM68 100V101H69ZM79 100H80V98H79ZM83 100V99H82ZM82 100H80V101H82ZM107 100V99H106ZM174 100V99H173ZM178 100V99H177ZM2 101H3V99H2ZM31 101V100H30ZM36 101V100H35ZM72 101V100H71ZM79 101V102H80ZM102 101V100H101ZM105 101V100H104ZM1 102V101H0ZM34 102V101H33ZM37 102V101H36ZM55 102V101H54ZM57 102H59V101H57ZM78 102V101H77ZM76 102V103H77ZM112 102H113V100H112ZM118 102V101H117ZM3 103V102H2ZM17 103H18V101H17ZM27 104H29L28 102H26ZM38 103V102H37ZM36 103V104H37ZM69 103V102H68ZM68 103H66V104H68ZM88 103V102H87ZM154 103V102H153ZM219 103V102H218ZM233 103H232V105H233ZM11 104V103H10ZM31 104V103H30ZM35 104V105H36ZM41 104V103H40ZM62 104V103H61ZM173 104V103H172ZM178 104H180V103H177V105ZM217 104V103H216ZM8 105V104H7ZM12 105V104H11ZM23 105V104H22ZM21 105V106H22ZM84 105H86V100H85V103H84ZM90 105V104H89ZM110 105V104H109ZM167 105H168V103H167ZM174 105V104H173ZM34 106V105H33ZM83 106V105H82ZM100 106V105H99ZM103 106V105H102ZM1 107V106H0ZM45 107V106H44ZM97 107V106H96ZM166 107V106H165ZM26 108V107H25ZM37 107H35L34 109H36ZM40 108V107H39ZM53 108V107H52ZM63 108V107H62ZM61 108V109H62ZM83 108H84V106H83ZM1 109V108H0ZM17 109H19V112L21 111L20 110V107H18ZM27 109H29V108H26V109H24V110H27ZM33 109V110H34ZM38 109V108H37ZM64 109V108H63ZM89 109V108H88ZM88 109H87V111H88ZM32 110V111H33ZM41 110V109H40ZM39 110V111H40ZM44 110V109H43ZM51 110V109H50ZM54 110H57V109H55L54 108ZM97 110H98V108H97ZM166 110V109H165ZM28 111V110H27ZM39 111H38V113H39ZM42 111V110H41ZM40 111V112H41ZM71 111L72 110H70L68 113H67V115L70 113V116H71V118H72V120H70V122H66L65 123V125H63V126H57L56 127V129H55V131L54 132H51V133H55V135L56 136H53L52 134L50 135L51 137L53 136V140H52V138H51V141H53V142H49L48 141V139H49V137H48V139H47V142H49V143H52V146L54 147V155H55V159H54V161H53V164H51L50 162V164H48L47 166H45V165H42V164H45V163H38V162H31L30 161V163H26L25 162V160L24 159H22L21 158V156L19 157V158H14V160H10L9 158H10V156L8 157L7 155H5V152H3L2 151V149H0L1 151H0V165L3 167V169H4V167H5V170H2L1 168V166H0V172H1V175H0V177L2 176V178L3 177H5V178H9V177H12V176H14V175H16L19 179H18V181L20 182V185H21V188L22 189H24L23 190V192H25V194H26V196L28 197V198H26L25 197V200L26 199H28V200H30V202H31V206H32V213L30 214V212H28L29 213V215H24V214H26L27 212V210L29 211L30 209L28 208V206L29 205H24V209H26V213H24L23 212V210L21 209V208H19V206H18V208L17 209H21V210H19V211H22L23 212V215L25 216L23 219H25V221L23 220L22 222L23 223H18V221H20V220H18L17 222H15L16 220L14 219L13 220V218H15V214L17 215V213L16 212H18V210L16 211L14 208L17 206V205H15L14 204V210L12 209L11 210V208L13 207H11L10 205L9 206H7V202H8V200H6V203H5V201L4 202H0L1 204H5L6 206H5V208H8V207H11L10 209H3V211L2 210H0V211H2V212H0V264H33V263H39V264H83V263H86V262H92V264H93V261L95 260V261H97L96 263H98V261H100L101 259H99V260H97V258H99V257H97V258H95L94 257V259H93V257L92 256H90L89 257V255L91 254L92 255V252L88 255L87 254V257L88 258H86L85 256H83L85 253H83L82 252V250L80 249V247H79V245L81 244L80 242H79V239H81L80 238V236H78L77 237V239L73 236V234H74V232H71V230L73 229V228H70V231L68 230L69 229V227L70 226H68L69 224H66V219L68 218V219H70V218H72V219H74L73 217H70L69 215H70V213H69V215L67 214V212L68 211H70V209L68 210L67 209V212L65 211L66 210V208L65 207H63L62 209H60L61 207H62V205L64 204H60L59 202V199L61 198V197H63V196H65V194H67V189H68V192H70L69 191V188H72V186H71V184H72V182H73V180H74V176H77L78 174L76 173V175L74 174V176L72 175V173H73V171H74V169L73 168H76L75 166V164H76V161H77V159H78V157L80 156V155H82V157H83V154H81V152L78 150V149H80V148H76L75 146H71L70 144H73L74 142L73 141H77V139H76V137L78 138V141L80 140V142H81V144H83L84 146H86L85 147V149H84V151L85 150H87V151H85L84 153H86V154H84L85 155V158L83 157V160H81V156L79 157V159L81 160V161H83L82 162V166H81V168H79L78 167V164H77V167L79 168V169H81L80 170V173H79V179L82 181V183H83V186L85 187V186H88V188L89 189H93V190H99V191H101L102 189H104V188H102V179H101V175H102V172H101V175H100V171H99V169H98V164L100 163L99 161H98V157H96L95 155H94V151L96 150V144L94 143V139H93V137H92V134L90 133V128L88 127V125L87 124H84V122H82L80 119H79V117L77 118V119H75V115L76 114H71ZM82 111V110H81ZM163 111V110H162ZM18 112V111H17ZM24 113H25V111H23ZM35 112V111H34ZM37 112V111H36ZM77 112V111H76ZM80 112V111H79ZM83 112V111H82ZM90 112V111H89ZM94 112H95V110H94ZM154 112V111H153ZM5 113H6V111H5ZM29 113V112H28ZM75 113V112H74ZM159 113V112H158ZM166 113V112H165ZM221 113V112H220ZM10 114V113H9ZM17 113H15L14 112V116L16 115ZM21 114V113H20ZM19 114V117H17V116H15V119H17L18 121L17 122H19L21 125H23V126H25V125H29V126H34V125H39V124H41V120L39 119V121H38V119L37 118H34L35 120H33V119H31L30 117H28L27 116V118L26 119H29V120H26L25 119V117L23 118V116L24 115H20ZM31 114V113H30ZM80 114H82V113H80ZM84 114V113H83ZM83 114H82V116H83ZM85 114H87V112L85 113ZM156 114V113H155ZM26 115H27V113H26ZM79 115V114H78ZM96 115V114H95ZM51 116V115H50ZM54 116V115H53ZM70 116L68 115V117L70 118ZM102 116V115H101ZM151 116V115H150ZM173 116V115H172ZM225 116V115H224ZM237 116V117H236ZM17 117V118H16ZM39 117V116H38ZM55 117H56V115H55ZM84 118L86 117V116H83ZM82 117V118H83ZM166 117V116H165ZM198 117L200 118V119H198ZM13 118V117H12ZM41 118V117H40ZM68 118V119H69ZM81 118V117H80ZM89 118V117H88ZM87 118V119H88ZM10 119V118H9ZM37 119V120H36ZM49 119V118H48ZM57 119V118H56ZM163 119H166V118H163ZM163 119H161L162 121H163ZM59 120V119H58ZM201 120V121H200ZM1 121V120H0ZM45 121V120H44ZM53 121V120H52ZM165 122L167 121V120H164ZM209 121V122H208ZM51 122V121H50ZM55 122V121H54ZM193 122V123H192ZM231 122V121H230ZM12 123H14V122H12ZM11 123V124H12ZM42 123H44V122H42ZM52 123V122H51ZM62 122H60V124H61ZM160 123H162V122H160ZM167 123H170V122H167ZM192 123V124H191ZM210 123V124H209ZM212 123V124H211ZM218 123V122H217ZM222 123V122H221ZM45 124V123H44ZM232 124V123H231ZM263 124V125H262ZM54 125V124H53ZM56 125V124H55ZM162 125V124H161ZM182 125L183 124H181V128H182ZM183 125V127H186V126H184ZM259 126V128L257 129V132H254L255 131V129H254V127L255 126ZM11 126V125H10ZM157 126V125H156ZM195 126L193 127V128H195ZM20 127V126H19ZM43 127V126H42ZM63 129H62V128ZM158 127V126H157ZM192 127V126H191ZM190 127V128H191ZM198 127V128H199ZM210 127H213L212 129H210ZM221 127V126H220ZM239 127H246V131L244 132V131H239ZM27 128V127H26ZM34 128V127H33ZM53 128V127H52ZM154 128V127H153ZM162 128V127H161ZM160 128V129H161ZM172 128V127H171ZM189 128V127H188ZM189 128V129H190ZM200 128L199 129H197V128H195V129H197V130H200ZM240 128V129H241ZM14 129H16L15 128V126H14ZM29 129V128H28ZM159 129V128H158ZM194 129V130H195ZM216 131V133L214 132V130ZM19 130L21 131V127L19 128ZM19 130H16V134L17 135H19L18 133H19ZM39 130V129H38ZM37 130V131H38ZM50 130V129H49ZM152 130V129H151ZM162 130V129H161ZM166 130V129H165ZM182 130V129H181ZM192 130V129H191ZM194 130H192L193 132H194ZM197 130H196V133H198L197 132ZM200 130V131H201ZM210 130H211V132H210ZM22 131H23V129H22ZM20 132V135L22 134V133H24V132ZM29 131H31V129L29 130ZM42 131H44L43 129H42ZM46 131V130H45ZM154 131H156L155 129H154ZM160 131V130H159ZM188 131H190V130H188L187 129V132ZM213 131V132H212ZM50 132V131H49ZM157 132V131H156ZM191 132V131H190ZM190 132H188V133H190ZM4 133V132H3ZM26 133V132H25ZM31 133V132H30ZM34 133H35V131H34ZM40 133V132H39ZM42 133V132H41ZM40 133V134H41ZM170 133V132H169ZM181 133H183V132H181ZM196 133H194V134H196ZM218 133V134H217ZM2 134V133H1ZM29 134V133H28ZM36 134H38V132L36 133ZM36 134H35V136H36ZM172 134H174V133H172ZM191 134V133H190ZM5 135H7L6 133H5ZM19 135V136H20ZM73 135V137H75V140H73L72 139V136ZM155 135H156V133H155ZM168 135V134H167ZM226 135V134H225ZM11 136V135H10ZM19 136H17V138L19 137ZM25 136H27V135H25ZM34 136V135H33ZM38 136H39V134H38ZM68 136V137H67ZM199 136V135H198ZM197 136V137H198ZM214 136V135H213ZM12 137V136H11ZM21 137H24V135H22ZM71 137V139L73 140V141H71L70 142V140H69V138ZM189 137H191V139L193 138L194 139V137L195 138H197L196 137V135L193 137V133L191 134V136H188V138ZM12 138H14V137H12ZM29 138V137H28ZM27 138V139H28ZM33 138V137H32ZM36 138L37 137H35V139H32V140H36ZM218 138V139H219ZM22 139V138H21ZM37 139H39V138H37ZM191 139H189V141L191 142V144H192V141H191ZM192 139V140H193ZM220 139H219V141H220ZM13 140V139H12ZM16 140V139H15ZM14 140V141H15ZM20 140V139H19ZM68 140V142H69V144H68V146H69V148L67 147V145H66V147L68 148V149H71L69 152H67V148L65 149L64 147V143L66 142ZM228 140V139H227ZM229 140H228V142H229ZM30 141V140H29ZM41 141V138H40V140H39V142ZM77 141V142H78ZM188 141V143L190 144V142ZM194 141V140H193ZM226 141V140H225ZM36 142H38V140L36 141ZM35 142V143H36ZM79 142V143H80ZM22 143V142H21ZM24 143V142H23ZM34 143V142H33ZM194 143V142H193ZM218 143V142H217ZM222 143V142H221ZM14 144V143H13ZM20 144V143H19ZM44 144H45V142H44ZM66 144H67V142H66ZM76 144H78V143H76ZM190 144V145H191ZM13 145H10V147H12ZM21 147H22V144L20 145ZM34 146V145H33ZM77 147L78 146H80V145H76ZM222 146V145H221ZM31 147V146H30ZM46 147V146H45ZM53 147H51V145H50V147H48V148H53ZM80 147H82V145L80 146ZM187 147H188V145H187ZM186 147V148H187ZM198 147H197V149H198ZM12 148H14V147H12ZM20 148V147H19ZM84 147H82V149H83ZM185 148V149H186ZM195 149H196V147H194ZM11 149V148H10ZM15 149V148H14ZM36 149V148H35ZM81 149V150H82ZM188 149H189V147H188ZM191 149V148H190ZM196 149V150H197ZM29 150H31V149H29ZM39 151L41 150V149H38ZM199 150H197V151H199ZM5 151V150H4ZM14 151V150H13ZM28 150H26V152H27ZM35 150H33V152H34ZM78 151V152H77ZM83 151V150H82ZM188 151V150H187ZM40 152H44V151H40ZM49 152H51V151H49ZM49 152L47 153V154H49ZM211 152V153H212ZM30 153V152H29ZM28 152H27V154H29ZM38 153V151H35V154H37ZM189 153H190V151H189ZM188 153V154H189ZM197 153V152H196ZM195 153V154H196ZM34 154V153H33ZM46 154V155H47ZM52 154V153H51ZM191 154H192V152H191ZM29 155H31V154H29ZM29 155H27V156H29ZM43 155H45L44 153H43ZM201 155V156H202ZM40 156H42V154H40ZM78 156V157H77ZM196 156V155H195ZM197 156H199V155H197ZM200 156V157H201ZM215 156V157H214ZM228 156V158H226ZM33 157V156H32ZM38 157H39V155H38ZM46 157V156H45ZM202 157V158H203ZM210 157H211V155H210ZM28 158V157H27ZM34 158H37L36 156L34 157ZM42 158V157H41ZM51 159H52V156H51ZM204 159H205V157H204ZM203 159V160H204ZM30 160H31V158H30ZM38 160H40L39 158H37V161ZM44 160V159H43ZM47 161H48V159H47ZM80 161V162H81ZM28 162V161H27ZM43 162V161H42ZM45 162V161H44ZM52 162V161H51ZM226 162H229L228 163V165L227 164H225L226 166H227V168H229V170H226L227 171V173H225L224 172V164H222V163H226ZM213 163H214V161H213ZM12 164H17V166H15L13 169H12V167H13V165ZM47 164V163H46ZM229 164H230V166H229ZM50 165V166H49ZM79 165H81V164H79ZM11 166V167H10ZM10 167V168H9ZM7 168H9V169H7ZM226 168V167H225ZM254 169V170H253ZM262 170V169H261ZM4 171V172H3ZM102 171V170H101ZM256 172L257 174H258V176L257 175H253V176H256L254 179L256 180V182L258 183V184H262L263 185V187H259V189L261 188H263L262 189V191H258V187L255 185V184H257L255 181H254V179H253V177H252V174H254L253 172ZM78 172V171H77ZM2 173H3V175H2ZM225 173V174H224ZM255 173V174H256ZM227 174H229L228 176H226ZM264 174V173H263ZM262 174V175H263ZM88 175H90L89 176V178L90 179H88ZM225 175V176H224ZM16 176H14V177H16ZM16 177V178H17ZM104 176H102V178H103ZM226 177H228V178H226ZM263 177V179H261V180H264V175L262 176ZM4 178V179H5ZM15 178V179H16ZM77 178V177H76ZM1 179V178H0ZM9 180V179H8ZM12 181H13V179H11ZM78 180V179H77ZM260 180V181H261ZM15 182V181H14ZM2 184H3V182H1ZM0 183V187H2V184ZM16 183V182H15ZM77 183V182H76ZM12 184V183H11ZM17 184H19V183H17ZM257 184V185H258ZM7 185H9L10 186V184H8L7 183ZM13 186H12V188H14V185L15 184H12ZM71 187H70V186ZM254 185V186H253ZM49 186H51V187H53V189L51 190V187L49 188ZM73 186H75V185H73ZM8 187V186H7ZM69 187V188H68ZM186 187L184 188V190L186 189ZM257 187V188H256ZM3 188V190H4V187H2ZM2 188H0L1 190H0V194H1V191H3L2 190ZM11 187H9V189H10ZM18 188V187H17ZM21 188H20V190H21ZM8 189V188H7ZM15 189V188H14ZM257 189V190H256ZM19 190V189H18ZM20 190H19V192H20ZM7 190H5L2 194L4 195L5 193H7L8 194V192H6ZM9 191H11V190H9ZM186 192H187V190H185ZM184 191V192H185ZM11 192H13V191H11ZM10 192V193H11ZM103 192V191H102ZM17 192H16V190H15V194H16ZM98 193V192H97ZM1 194V200L3 201L4 199H2L3 197V195ZM18 194V193H17ZM24 194V195H25ZM70 194V193H69ZM101 195H102V193H100ZM13 195V194H12ZM20 195H22V194H20ZM71 195V194H70ZM77 195V194H76ZM5 196V195H4ZM7 196V195H6ZM17 196H19V195H17ZM191 196V195H190ZM21 197V196H20ZM24 197V196H23ZM70 197V196H69ZM86 197V196H85ZM189 197V196H188ZM12 198H14V197H12ZM19 198V197H18ZM18 198H16V196H15V199H18ZM22 198V197H21ZM66 198V197H65ZM15 199H13V200H15ZM68 200V199H67ZM185 201L187 200V202H188V200H190V197L189 198H186V199H184ZM22 201V200H21ZM66 201V200H65ZM191 201V200H190ZM13 202V201H12ZM24 202V201H23ZM257 202V201H256ZM263 202H264V199H263ZM26 203H28L27 201H26ZM59 203V204H58ZM58 204V205H57ZM186 204V203H185ZM192 204V203H191ZM258 204V203H257ZM11 205H12V203H11ZM69 205V204H68ZM68 205H67V208H68ZM252 205V206H251ZM263 205H264V203H263ZM25 206H27V208L25 207ZM61 206V207H60ZM71 206V205H70ZM189 206H192V205H190L189 204ZM197 206V207H198ZM254 206V207H253ZM255 206H256V208H255ZM20 207H22V206H20ZM60 207V208H59ZM77 207V206H76ZM196 207V206H195ZM198 207V208H199ZM260 208L262 207L261 205L259 206ZM264 207V206H263ZM4 208V207H3ZM23 208V207H22ZM253 208H255L256 210H258V212L256 211H252L251 209H253ZM0 209H2V207L0 208ZM60 209V210H59ZM189 210H190V208H188ZM192 209V208H191ZM194 209H196V208H194ZM263 209V208H262ZM261 209V211H263ZM5 210H7L5 213H4V211ZM62 210H64L65 212H62ZM95 210H96V213L94 214V215H97V220H98V227H99V229H98V227H97V229L100 231V233L101 234H103V238H105V239H101V241H102V245L104 246V243L105 242H103V241H106V243H107V245H108V247L110 248V252H109V255H110V257L113 259V261H117L115 264H128L127 263V260H126V258L125 257H127V256H125V254L123 253V251H122V249H121V240L120 239H118V237L116 236L117 235V233L115 234L114 233V230H113V227H112V224H111V222L107 219V215H106V213L100 208V207H97V208H95ZM197 211V210H196ZM195 211V212H196ZM260 211V212H261ZM71 212V211H70ZM73 212V211H72ZM72 212H71V215H72ZM95 212V211H94ZM188 212H190V211H188ZM194 212V211H193ZM251 212H253V214L251 213ZM257 213V214H256ZM189 214V213H188ZM201 214V216H202V214L203 213H200ZM250 215V217H254V218H252V221L253 222H251V218H249V220L247 221V218H248V216ZM22 215V216H23ZM240 215H243L242 217H239ZM69 216V217H68ZM197 216V215H196ZM21 217V216H20ZM74 217H75V215H74ZM207 217H209V218H207ZM22 218V217H21ZM199 218H201L200 217V215H199ZM198 217H197V219H199ZM77 218H75V220L74 221H77L76 220ZM237 219V220H238ZM241 219V220H242ZM22 220V219H21ZM60 220V221H59ZM201 220V221H202ZM227 220V221H226ZM229 220V221H230ZM243 220L241 221V222H243ZM59 223H58V222ZM68 221H70V220H68ZM84 221V220H83ZM72 222V221H71ZM198 222H199V220H198ZM239 223L238 221H235L234 222V224L235 223ZM245 222H243V224L245 223ZM70 223V222H69ZM77 224H78V221L76 222ZM84 223V222H83ZM231 224H233L232 223V220H231V222H230ZM229 222H228V224H230ZM248 223V224H249ZM233 224V225H234ZM247 226H248V224L247 223H245ZM71 225V224H70ZM250 225V224H249ZM77 226V225H76ZM75 226V227H76ZM81 226V225H80ZM244 226V225H243ZM72 227V226H71ZM74 227V226H73ZM78 227V226H77ZM234 227H235V225H234ZM250 227V226H249ZM6 228V229H5ZM200 228V227H199ZM243 228V227H242ZM241 227H239L238 226V229L240 230V229H242ZM245 228V227H244ZM251 228V227H250ZM2 229L4 230V232H2ZM249 229V228H248ZM256 229H254V230H256ZM97 230V231H98ZM201 230V229H200ZM200 230H198V232L200 231ZM230 230H233V229H230ZM244 230V229H243ZM252 230V229H251ZM95 231V230H94ZM98 231V232H99ZM229 231V230H228ZM241 231V230H240ZM264 231V230H263ZM8 232H9V234H8ZM79 232H81V231H79ZM98 232L96 233L97 234V236H98ZM210 232V233H211ZM224 232H225V230H224ZM254 232V231H253ZM253 232H252V234H253ZM258 232V231H257ZM260 232V231H259ZM12 233V234H11ZM86 233V232H85ZM88 233V232H87ZM87 233H86V236H87ZM228 233V232H227ZM236 233V232H235ZM6 234V235H5ZM75 234H76V232H75ZM79 234V233H78ZM95 234V233H94ZM95 234V235H96ZM203 235V234H205V232L203 231V233L201 232L200 234H199V236L200 235ZM230 234H232V232H230ZM242 234H244V233H241L240 235H242ZM246 234V233H245ZM248 234V233H247ZM252 234H250V235H252ZM257 234V233H256ZM5 235V236H4ZM89 235V234H88ZM92 236H93V234H91ZM208 235H212V234H209L208 233ZM222 235V234H221ZM228 236V234H225L224 236ZM250 235H248V236H250ZM258 235V234H257ZM82 236V235H81ZM84 236V235H83ZM236 237H237V233H236V235H235ZM239 236V235H238ZM243 236V235H242ZM244 236H246V235H244ZM263 236V235H262ZM261 236V234L259 235V237H262ZM88 237V236H87ZM96 237V236H95ZM99 237V236H98ZM100 237H101V235H100ZM230 237V236H229ZM239 237H241V236H239ZM238 237V238H239ZM79 238V239H78ZM83 238V237H82ZM102 238V237H101ZM199 238H202V236L201 237H199ZM211 238V237H210ZM216 238H215V240H216ZM221 238L222 237H220V239L219 240H221ZM225 238V237H224ZM246 239L248 238V237H245ZM244 238V239H245ZM250 238V237H249ZM252 238H253V236H252ZM255 239H257V236H255L254 237ZM203 239H204V237H203ZM206 239V238H205ZM212 239V238H211ZM214 239V238H213ZM217 239V240H218ZM255 239H254V241H255ZM93 240V239H92ZM97 240V239H96ZM214 240V241H215ZM225 240L226 239H223V242H222V245H223V243L225 242ZM230 240H232L231 238H230ZM230 240H228V241H230ZM235 240H236V238H235ZM241 240H242V238H241ZM251 240V239H250ZM253 240V239H252ZM82 241V240H81ZM206 241V240H205ZM204 241V242H205ZM209 241H211L210 239H209ZM233 241V240H232ZM238 241V240H237ZM261 241V240H260ZM259 241V242H260ZM263 241V240H262ZM96 242V241H95ZM203 242V243H204ZM212 242V241H211ZM215 242H217V241H215ZM218 242H220V241H218ZM242 242V246H243V243L245 242V241H241ZM248 242V241H247ZM251 242V241H250ZM249 242V243H250ZM253 242V241H252ZM57 243H58V245H57ZM59 243L62 245V247L59 245ZM92 243V242H91ZM100 243V242H99ZM105 243V244H106ZM202 242L200 243V247H201V245L203 244ZM210 243V242H209ZM229 243V242H228ZM231 243V242H230ZM212 244V243H211ZM226 244V243H225ZM238 244V243H237ZM236 244V245H237ZM252 243H250V245H251ZM254 245H255V243H253ZM259 244V243H258ZM82 245H83V243H82ZM81 245V246H82ZM95 245V244H94ZM97 245V244H96ZM99 245V244H98ZM206 245V244H205ZM214 245H215V243H214ZM216 245H219V244H216ZM222 245L220 246V250L223 248V247H225L226 245H224L223 247H222ZM233 244H231V246H232ZM235 245V244H234ZM249 245V244H248ZM247 245V246H248ZM249 245V246H250ZM58 246H60V247H58ZM85 246V245H84ZM89 246V245H88ZM87 246V247H88ZM203 247H204V244L202 245ZM207 246V245H206ZM212 246H213V244H212ZM239 246V245H238ZM90 247H92V246H89V248ZM211 247V246H210ZM214 247V246H213ZM219 247V246H218ZM217 247V248H218ZM234 247V246H233ZM243 247H245V246H243ZM253 247V246H252ZM261 247V246H260ZM202 248V247H201ZM204 248H207V247H204ZM212 248V247H211ZM217 248H215V249H217ZM226 249H229V248H227V247H225ZM262 248V247H261ZM95 249V248H94ZM238 249V248H237ZM239 249H240V247H239ZM258 249V248H257ZM86 250V249H85ZM96 250V249H95ZM98 250V249H97ZM100 250H101V248H100ZM213 250V249H212ZM212 250H210L209 251V253L211 254V252H212ZM244 250H245V248H244ZM254 250V249H253ZM263 250V249H262ZM92 251V250H91ZM218 251H219V249H218ZM224 251H227V250H224ZM231 251V250H230ZM230 251L228 250V252L227 253H230ZM234 251H236L235 249H234ZM239 251V250H238ZM257 251V250H256ZM259 251H260V249H259ZM85 252V251H84ZM87 252V251H86ZM103 252V251H102ZM214 252V251H213ZM213 252H212V254H213ZM222 252H223V250H222ZM233 252V251H232ZM240 252V251H239ZM251 252V251H250ZM88 253V252H87ZM93 253H95V252H93ZM201 253V252H200ZM203 253H205V250H203ZM226 253V254H227ZM254 253H255V251H254ZM253 253V254H254ZM211 254V255H212ZM220 254V253H219ZM222 254V256H223V253H221ZM220 254V255H221ZM243 255H245L244 253H242ZM248 254V253H247ZM252 254V253H251ZM261 254V253H260ZM260 254H257V255H259L260 256ZM100 255V257L101 258H104V253H100L99 254ZM211 255H208V256H211ZM215 255V254H214ZM229 255V254H228ZM238 255V254H237ZM241 255V254H240ZM240 255H238V256H240ZM249 255H250V253H249ZM213 256V255H212ZM37 257V258H36ZM85 257V259H83ZM214 257H216V256H214ZM213 257V259L215 260V258ZM221 257V256H220ZM244 258L246 257V256H243ZM251 257H254V256H251ZM35 258H36V260H35ZM209 257H206V258H204V259H208ZM232 258H234V257H232ZM255 258V257H254ZM88 259V260H87ZM128 259V258H127ZM202 258H200V260H201ZM210 259V258H209ZM212 259V260H213ZM220 259V258H219ZM236 260L237 259H239V258H235ZM264 258H261V260H263ZM212 260H210V261H212ZM223 260H225V259H223ZM244 260H246V259H244ZM254 260V259H253ZM209 261V262H210ZM228 261V260H227ZM257 260L255 259V262H256ZM264 261V260H263ZM220 262V261H219ZM233 262H235V261H233ZM239 263H240V261H238ZM237 262V263H238ZM241 262H242V260H241ZM250 262V261H249ZM95 263V262H94ZM100 263V262H99ZM201 264H203L202 262H200ZM208 263V262H207ZM207 263H204V264H207ZM215 263H217L218 264V260H217V262H215ZM214 263V264H215ZM230 263V262H229ZM236 262L234 263V264H237ZM247 263V262H246ZM210 264H211V262H210ZM228 264V263H227ZM230 264H233L232 263V261H231V263ZM243 264V263H242ZM259 264V263H258ZM264 264V263H263Z\"/></svg>",
    "mask_w": 264,
    "mask_h": 264
}]
</instances>
